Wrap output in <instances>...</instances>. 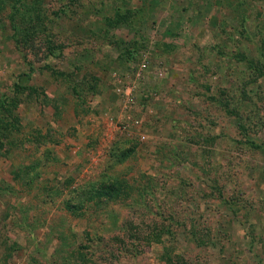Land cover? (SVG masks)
Listing matches in <instances>:
<instances>
[{
	"label": "rangeland",
	"instance_id": "rangeland-1",
	"mask_svg": "<svg viewBox=\"0 0 264 264\" xmlns=\"http://www.w3.org/2000/svg\"><path fill=\"white\" fill-rule=\"evenodd\" d=\"M0 264H264V0H0Z\"/></svg>",
	"mask_w": 264,
	"mask_h": 264
},
{
	"label": "trees",
	"instance_id": "trees-1",
	"mask_svg": "<svg viewBox=\"0 0 264 264\" xmlns=\"http://www.w3.org/2000/svg\"><path fill=\"white\" fill-rule=\"evenodd\" d=\"M99 186L100 184L97 186V189L94 191L96 193L95 195L92 196L93 198L92 197L88 198L89 200L93 201V204L95 203V206H98L102 203H106V201L115 198V193H111L109 191V189H111L109 188V185L107 186V188H105V184H103L101 188H98ZM116 190H118V188ZM74 207H75V204H71L70 208H74Z\"/></svg>",
	"mask_w": 264,
	"mask_h": 264
}]
</instances>
